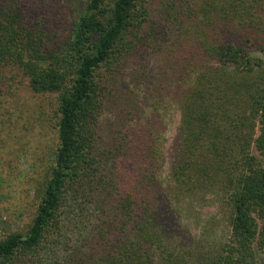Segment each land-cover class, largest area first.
I'll list each match as a JSON object with an SVG mask.
<instances>
[{"label": "trees", "instance_id": "trees-1", "mask_svg": "<svg viewBox=\"0 0 264 264\" xmlns=\"http://www.w3.org/2000/svg\"><path fill=\"white\" fill-rule=\"evenodd\" d=\"M153 60L156 80L185 82L167 179L163 139L115 92ZM6 67L41 102L17 94L4 109L0 81V129L28 112L22 130L46 150L29 225L0 238V264H261L264 0H0ZM209 205L220 215L197 236L186 216Z\"/></svg>", "mask_w": 264, "mask_h": 264}, {"label": "rangeland", "instance_id": "rangeland-1", "mask_svg": "<svg viewBox=\"0 0 264 264\" xmlns=\"http://www.w3.org/2000/svg\"><path fill=\"white\" fill-rule=\"evenodd\" d=\"M157 70H159V63L155 60L143 73L136 65L130 64L121 77L122 81L117 84L115 92L117 97L127 92V96L132 101L138 100L145 110L141 114L130 116V120L132 122L141 121L147 125V132L150 135L153 137L160 135L163 139L165 168L162 177L167 179L170 162L168 149L180 122L176 84L180 82L184 85L185 82L180 81L182 78L180 80L172 78V82L166 81L164 76L159 82L154 77ZM0 81L5 89L1 99L5 102L4 109H8L10 104L15 103L17 94L21 95L27 110L30 104L35 105L41 102L28 92L20 71L6 67L0 70ZM39 106L36 107L38 116ZM46 107L50 108V106ZM28 114V112L24 113V119L19 127L15 125L9 129H0V238L27 229L31 217V199L35 195L38 173L42 171L39 163H42V151L46 150V145H44L46 140L39 144L37 138L28 140L25 130H22V123L26 122ZM13 117L17 122L16 112ZM219 215L218 210L213 205H209L202 211L200 221H198V216L192 217L187 214L186 223L189 230L199 236L204 224ZM218 220L221 224L216 229L214 228L213 234L214 240L221 241L228 235L229 230L225 223L223 224L222 219L218 217ZM261 264H264V256L261 257Z\"/></svg>", "mask_w": 264, "mask_h": 264}]
</instances>
